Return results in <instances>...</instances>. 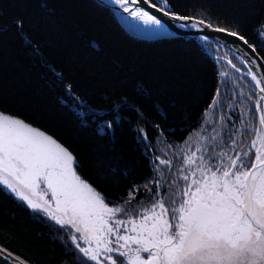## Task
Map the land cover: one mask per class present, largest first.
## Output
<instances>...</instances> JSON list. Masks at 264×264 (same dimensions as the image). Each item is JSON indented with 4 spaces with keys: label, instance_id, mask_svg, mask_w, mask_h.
Here are the masks:
<instances>
[{
    "label": "snow or ice",
    "instance_id": "snow-or-ice-1",
    "mask_svg": "<svg viewBox=\"0 0 264 264\" xmlns=\"http://www.w3.org/2000/svg\"><path fill=\"white\" fill-rule=\"evenodd\" d=\"M111 2L155 26L146 30L151 35L169 34L162 18L133 9L141 0ZM144 2L182 22L180 29L194 30L201 40L210 39L204 34L207 28L236 38L256 56L258 47L264 48V18L254 25L253 33L261 39L260 45H253L240 31L217 26L208 16L207 4L199 5L204 9L201 18L180 15L170 5ZM162 2L168 5V0ZM15 23L24 43L31 46L26 22ZM243 63L262 67L256 59ZM227 64L242 71L232 59ZM220 75L229 77L227 71ZM247 76L248 92L235 80L218 81L198 122V134L183 145L168 144L170 155L163 157L152 153V140L158 141L164 132L148 119L150 97L143 86L134 85L131 95L105 97L108 107L92 113L98 134L114 138L118 126L134 119V139L139 150L152 156L155 173L144 184L133 185L128 198L119 202L106 198L79 174L76 157L58 140L0 112V186L65 230L73 246L69 250L73 264H264V72L258 75L248 66ZM65 88L71 91L72 85ZM237 97L246 99L237 105ZM86 106L78 104L82 117ZM150 110L167 121L159 105ZM227 110L231 111L225 115ZM148 126L155 137L149 136ZM125 174L134 173L129 169ZM145 188L147 193L132 203Z\"/></svg>",
    "mask_w": 264,
    "mask_h": 264
},
{
    "label": "trees",
    "instance_id": "trees-1",
    "mask_svg": "<svg viewBox=\"0 0 264 264\" xmlns=\"http://www.w3.org/2000/svg\"><path fill=\"white\" fill-rule=\"evenodd\" d=\"M151 2L201 18L204 9L199 5L207 4L217 26L240 31L251 44L260 45L253 29L264 18V0ZM17 19L26 22L31 46L18 34ZM258 54L264 61V48L258 47ZM228 59L237 68L245 65L231 50L197 37L134 36L115 11L98 0H0V112L67 147L78 161L79 174L115 202L127 199L133 185L155 175L152 156L139 150L134 119L118 126L113 138L98 134L92 113L108 107L105 97L131 95L134 85H142L150 97L148 119L164 132L158 141L152 140V153L160 155L161 143L182 145L197 133L218 81L227 79L220 73L236 75ZM66 84L72 85L71 91ZM219 86L223 91V84ZM85 102L82 117L78 104ZM155 105L167 114V121L150 110ZM148 131L150 137L157 135L150 126ZM129 169L134 174L126 175ZM146 193L145 188L132 203ZM18 202L0 186V246L30 264H73V255L53 230Z\"/></svg>",
    "mask_w": 264,
    "mask_h": 264
},
{
    "label": "water",
    "instance_id": "water-1",
    "mask_svg": "<svg viewBox=\"0 0 264 264\" xmlns=\"http://www.w3.org/2000/svg\"><path fill=\"white\" fill-rule=\"evenodd\" d=\"M101 4L104 6L114 10V8L107 2L98 0ZM138 8H141L143 10H147L150 14L156 15L159 18H162L164 21L167 23V28H168V33L165 35H160L157 37H152V38H146V37H140L144 39H149V40H154V39H159V38H166V37H197L198 35L194 30L191 29H180L179 28V23L178 21H173L169 17L164 16L161 12H159L157 9H153L150 7L149 3L144 2V0H141V3L134 5ZM175 34V35H172ZM204 34H207L210 39L208 41L212 43L219 44L228 50H231L235 54H237L243 61H251L252 59H256L258 64H261L262 67L257 68L256 64H248L246 66H251L254 71L257 72L258 75H260L262 72H264V61L258 54V56L254 55L251 53V50L247 48V46L243 45V43L239 40H237L234 37L231 36H225L220 33H216L214 31H211L207 28L204 30ZM134 35V34H133ZM135 36V35H134ZM2 247V246H0ZM3 248V247H2ZM4 249V248H3ZM0 264H15L11 262L10 260H7L0 256Z\"/></svg>",
    "mask_w": 264,
    "mask_h": 264
},
{
    "label": "bare ground",
    "instance_id": "bare-ground-1",
    "mask_svg": "<svg viewBox=\"0 0 264 264\" xmlns=\"http://www.w3.org/2000/svg\"><path fill=\"white\" fill-rule=\"evenodd\" d=\"M107 3H109L113 8L115 13L117 14V17L120 21V23L131 33L134 34L137 37H146V38H152L157 37V35H151L147 29H150L155 26L151 25H145L143 21L139 19H135L129 15V13L124 12L122 8H120L118 5H115L114 2H111V0H102ZM134 10H143L141 8H138L134 5H132ZM160 36V35H159ZM246 66V65H245ZM248 67V66H246ZM0 256L3 258L10 260L11 262L15 264H30L23 258L9 252L5 248L3 249L0 247Z\"/></svg>",
    "mask_w": 264,
    "mask_h": 264
},
{
    "label": "rangeland",
    "instance_id": "rangeland-1",
    "mask_svg": "<svg viewBox=\"0 0 264 264\" xmlns=\"http://www.w3.org/2000/svg\"><path fill=\"white\" fill-rule=\"evenodd\" d=\"M216 44V43H214ZM219 45V44H218ZM228 66V65H227ZM231 67V66H230ZM240 67L242 69L241 72H237L236 69H233V71L236 73L233 74L231 73L230 71H228L229 73V77H227L228 80H235L240 87H242L244 89L245 92H248L249 91V88H248V82H250V77L247 76V67L245 65H242L240 64ZM225 69L227 70V68L225 67ZM238 75V76H237ZM242 79V80H240ZM243 81V82H242ZM238 90V89H237ZM223 92V91H222ZM242 99H246V97H237L236 98V103L237 105H239V101L242 100ZM247 107V106H246ZM231 110H227L225 112V115H227ZM198 134V131L197 133L194 135L196 136ZM193 136V137H194ZM161 153L160 155L163 157V155L165 153H169V150H168V145L166 146H163V144L161 143ZM183 145V144H182ZM175 150V149H173ZM15 196V195H14ZM18 203H20L21 205H24L25 207L26 204L23 202V201H19ZM28 208V207H27ZM29 209V208H28ZM33 215L39 217L44 223H46L54 232V234L64 243V246L67 248V250H71L72 249V245H71V242L68 240V237L65 233V230L61 229L60 226L56 225L54 222L50 221L47 217H45L42 213H36V212H33L31 209H29ZM61 237H63V239H61Z\"/></svg>",
    "mask_w": 264,
    "mask_h": 264
},
{
    "label": "flooded vegetation",
    "instance_id": "flooded-vegetation-1",
    "mask_svg": "<svg viewBox=\"0 0 264 264\" xmlns=\"http://www.w3.org/2000/svg\"><path fill=\"white\" fill-rule=\"evenodd\" d=\"M1 188L7 193L10 194L11 196L15 197L14 194H12L10 191L6 190L3 186ZM16 198V197H15ZM17 201H20L18 198H16Z\"/></svg>",
    "mask_w": 264,
    "mask_h": 264
}]
</instances>
